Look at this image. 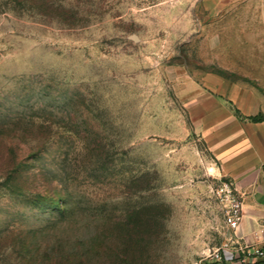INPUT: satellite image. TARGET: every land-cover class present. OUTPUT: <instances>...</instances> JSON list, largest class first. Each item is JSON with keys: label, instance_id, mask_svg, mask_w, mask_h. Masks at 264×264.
Returning a JSON list of instances; mask_svg holds the SVG:
<instances>
[{"label": "rangeland", "instance_id": "1", "mask_svg": "<svg viewBox=\"0 0 264 264\" xmlns=\"http://www.w3.org/2000/svg\"><path fill=\"white\" fill-rule=\"evenodd\" d=\"M251 106L264 0H0V264H223Z\"/></svg>", "mask_w": 264, "mask_h": 264}, {"label": "crops", "instance_id": "2", "mask_svg": "<svg viewBox=\"0 0 264 264\" xmlns=\"http://www.w3.org/2000/svg\"><path fill=\"white\" fill-rule=\"evenodd\" d=\"M245 134L231 138L229 146L218 149L219 174L234 180L242 198L243 216L236 231L237 242L251 251L264 246V120L252 121L247 116L264 114L256 106L244 111ZM238 125V119L236 118ZM235 141V142H234ZM238 250H223V264H264L259 258L254 263H241Z\"/></svg>", "mask_w": 264, "mask_h": 264}, {"label": "built area", "instance_id": "3", "mask_svg": "<svg viewBox=\"0 0 264 264\" xmlns=\"http://www.w3.org/2000/svg\"><path fill=\"white\" fill-rule=\"evenodd\" d=\"M218 193L224 203V220L228 231V240L215 250L213 256L219 260L223 250H238L242 253L241 263H254L257 259H264V246H257L249 251L241 246L237 240V229L243 216L242 198L233 179L228 178L221 182Z\"/></svg>", "mask_w": 264, "mask_h": 264}, {"label": "trees", "instance_id": "4", "mask_svg": "<svg viewBox=\"0 0 264 264\" xmlns=\"http://www.w3.org/2000/svg\"><path fill=\"white\" fill-rule=\"evenodd\" d=\"M250 120H252V121H261V120H264V114H255V115H249V116H247ZM60 203H59V201H56L55 202V206L57 207V208H61V207H59L60 205H59Z\"/></svg>", "mask_w": 264, "mask_h": 264}, {"label": "water", "instance_id": "5", "mask_svg": "<svg viewBox=\"0 0 264 264\" xmlns=\"http://www.w3.org/2000/svg\"><path fill=\"white\" fill-rule=\"evenodd\" d=\"M134 38H136L135 36H133Z\"/></svg>", "mask_w": 264, "mask_h": 264}]
</instances>
